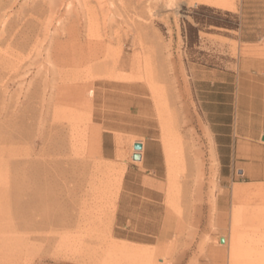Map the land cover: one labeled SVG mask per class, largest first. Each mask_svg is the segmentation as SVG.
I'll return each instance as SVG.
<instances>
[{
    "label": "rangeland",
    "instance_id": "rangeland-1",
    "mask_svg": "<svg viewBox=\"0 0 264 264\" xmlns=\"http://www.w3.org/2000/svg\"><path fill=\"white\" fill-rule=\"evenodd\" d=\"M222 1L0 0V264H264V0Z\"/></svg>",
    "mask_w": 264,
    "mask_h": 264
},
{
    "label": "crops",
    "instance_id": "crops-1",
    "mask_svg": "<svg viewBox=\"0 0 264 264\" xmlns=\"http://www.w3.org/2000/svg\"><path fill=\"white\" fill-rule=\"evenodd\" d=\"M219 126L222 127V129H218V136L220 137V141L223 142L222 148H224V149L225 148H231L232 146H234V143L236 141L235 136L237 133V129H226V128H229L231 126L230 124H226V123H220ZM106 132L115 133V132H122V130L121 129H107ZM226 140L230 141V143L225 144ZM106 142L104 143V147H105L104 153L107 152V143ZM136 143H142L143 144V150L137 151L135 149ZM132 146L134 149L133 159L136 161V163L142 164V167H144V168L147 167L146 171H148L149 173H151V172L157 173L156 168L153 166H149V164H148V158L146 156V144H144L143 142H135L134 141ZM165 151H166V156H167V146L166 145H165ZM233 158H235V157H233ZM233 158H232V160H233ZM108 159L111 160V157L108 156Z\"/></svg>",
    "mask_w": 264,
    "mask_h": 264
},
{
    "label": "trees",
    "instance_id": "trees-1",
    "mask_svg": "<svg viewBox=\"0 0 264 264\" xmlns=\"http://www.w3.org/2000/svg\"><path fill=\"white\" fill-rule=\"evenodd\" d=\"M198 13L202 14V18H195L196 22L200 25H206L209 27H217V28H226V29H231L232 26L231 25H226L221 23L222 22V15H226V16H233L231 13L229 12H223L221 10H217L214 8H210L207 6H201L198 9ZM216 13L215 16H209L206 14H214ZM190 33L194 36L193 38L198 39L199 38V32L200 30L192 25H190L189 27ZM192 39V36L190 35V40Z\"/></svg>",
    "mask_w": 264,
    "mask_h": 264
},
{
    "label": "bare ground",
    "instance_id": "bare-ground-1",
    "mask_svg": "<svg viewBox=\"0 0 264 264\" xmlns=\"http://www.w3.org/2000/svg\"><path fill=\"white\" fill-rule=\"evenodd\" d=\"M201 1H202V3H206V4L218 6V7L224 5V1H222V0H201ZM222 240H224L223 244L224 243L227 244L226 243L227 241L225 239H222ZM222 240H221V243H222Z\"/></svg>",
    "mask_w": 264,
    "mask_h": 264
},
{
    "label": "water",
    "instance_id": "water-1",
    "mask_svg": "<svg viewBox=\"0 0 264 264\" xmlns=\"http://www.w3.org/2000/svg\"><path fill=\"white\" fill-rule=\"evenodd\" d=\"M262 141H264V136L262 137ZM135 149L137 150V151H139V150H143V144L142 143H136L135 144ZM224 242V240H222V243Z\"/></svg>",
    "mask_w": 264,
    "mask_h": 264
}]
</instances>
